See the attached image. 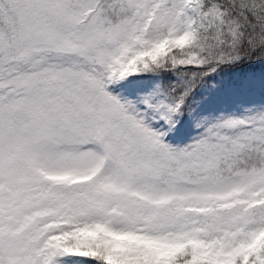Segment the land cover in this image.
I'll return each mask as SVG.
<instances>
[{"label":"snow or ice","instance_id":"6c2138e0","mask_svg":"<svg viewBox=\"0 0 264 264\" xmlns=\"http://www.w3.org/2000/svg\"><path fill=\"white\" fill-rule=\"evenodd\" d=\"M0 264H264V0H0Z\"/></svg>","mask_w":264,"mask_h":264},{"label":"rangeland","instance_id":"374dc122","mask_svg":"<svg viewBox=\"0 0 264 264\" xmlns=\"http://www.w3.org/2000/svg\"><path fill=\"white\" fill-rule=\"evenodd\" d=\"M125 94L126 95L129 94V90L127 89V86H126ZM249 103L250 101L244 102V104H249ZM233 108H235L237 112L240 114H243L245 110L243 105H238L236 103L228 104L225 110H232ZM198 131L199 129H195L191 127L188 117L186 116L184 120L176 126L175 131L169 133V137L173 140L174 143L179 141L187 142L188 138Z\"/></svg>","mask_w":264,"mask_h":264}]
</instances>
